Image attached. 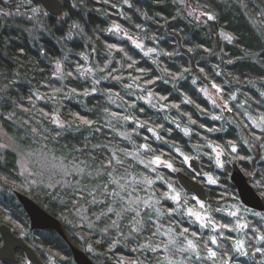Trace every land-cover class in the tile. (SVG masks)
<instances>
[{"label": "trees", "instance_id": "16d2710c", "mask_svg": "<svg viewBox=\"0 0 264 264\" xmlns=\"http://www.w3.org/2000/svg\"><path fill=\"white\" fill-rule=\"evenodd\" d=\"M61 1L62 12L53 16L38 1L0 0V127L23 149L39 145L79 164L84 176L66 189L34 190L18 173L16 153L0 150V223L22 236L43 264L49 257L52 264H75L53 229L30 230L17 190L56 217L68 240L96 264H163L146 247L157 232L151 214L137 219L106 199L117 176L153 175L131 156L137 151L144 158H164L208 189L205 205L220 227L214 233L174 208L165 185L157 181L152 190L156 220L194 239L203 264H264V242L249 233L251 241L241 254L232 217L225 212L238 201L228 179L230 160L264 200V127L256 129L246 117L264 118V37L244 10L257 13L256 5L264 7V0ZM179 1L212 19L198 23L184 14ZM36 12L34 23L17 19L36 17ZM114 26L139 39L141 48L114 32ZM221 31L229 38L219 39ZM213 84L228 102L225 115L203 93ZM146 94L163 106L146 103ZM109 95L119 98L123 109L110 104ZM119 114L133 121L115 123ZM209 145L221 149V167L215 166ZM186 157L198 159L200 176ZM156 170L181 189L173 171ZM183 194L195 205L189 192ZM85 206L90 226L79 217ZM247 221L252 232L264 233L256 217ZM209 249L215 257L209 258ZM15 255L17 264L25 263L20 249Z\"/></svg>", "mask_w": 264, "mask_h": 264}, {"label": "rangeland", "instance_id": "374dc122", "mask_svg": "<svg viewBox=\"0 0 264 264\" xmlns=\"http://www.w3.org/2000/svg\"><path fill=\"white\" fill-rule=\"evenodd\" d=\"M178 3L182 6L181 9H183L184 14L186 16H191L198 23H203L207 18L209 19V16L212 17L211 14H208L201 9L197 10L196 8L190 6L187 7L181 1ZM256 6L257 13H252L250 9L246 7H244V10L249 16L250 22L254 25L257 32L263 34L264 37V7L259 5ZM38 14L39 12H36V17L34 16L33 18L30 17L28 19L24 15H18L17 19L21 21L27 20V23H29L28 21H32L34 23L38 20ZM64 17L65 13L61 14V18L63 19ZM112 29L120 36L131 39L132 43L136 47L139 44L141 48V41L136 37L128 35L127 32H123L117 26H114ZM217 36L221 40L222 38H229V36L224 34L222 31L218 32ZM57 65H59V68L57 67V69L61 70V65ZM88 73L91 74L89 70ZM213 85H211L208 89H203V93L207 100H209L210 104L213 107L216 106L219 108V110L222 111V114L225 115L229 111L228 102H224L222 99L221 90H217L219 87H213ZM142 98L146 103H149L152 106H156L158 108L163 106L162 103L160 104L151 94H146L145 96H142ZM108 101L116 108L119 107L123 109L124 107V104L115 95H109ZM213 101H215V103H213ZM246 117L256 129H262L264 127V119L260 116L251 117L247 115ZM52 118L56 124L60 123V118L56 113L53 114ZM114 119L115 123L119 121L121 123H123V121H133L131 117L121 116L120 114L119 116L115 115ZM19 146L21 145L14 141L12 142L7 132L0 127V150L16 153L18 173H20L24 182L28 183L30 188H33L34 190L39 188L48 190L66 189L69 185L77 184L80 179L82 180L84 172L80 168L79 164H70L68 160L66 161L62 159L61 156H55L49 150H45L39 145H32L30 148L24 149L21 148L22 146ZM209 147L215 166L221 167V149L215 145H209ZM131 156L136 160L139 166L144 167L153 175L151 176L143 173L138 175H125V177L117 176L109 188V190L112 191L110 195L106 196V199L111 201L114 205L121 207L122 210L131 214V216L137 217V219H139L144 212L151 214L150 219L154 222L157 232L155 239L146 243V247H148L150 252H156L160 255L159 262L163 264H203L201 261V253L197 249L194 239H192L189 235L187 236L184 232L178 230L176 231L167 225L165 226L160 224L158 220H156L155 213H159V209L157 206V198H155L152 191L155 182L158 181L167 187L166 198L173 203L174 208L183 209L185 215L198 224L200 228L210 230L214 233L215 231L220 230V227H218L210 217L208 207H206L205 203L193 197V195H191V199L195 202V205H190L188 203L189 199L183 194L184 191L182 188L180 187L181 189H179L174 187L170 181L166 180L158 173L156 169L161 167H166L173 172L175 170V167H169L171 164L164 158H144L139 156L137 151H135ZM157 159L159 162H156ZM188 159L189 157L185 158L186 164H188ZM209 177L210 176L207 177L208 180ZM172 197H179V199H173ZM201 203L204 205L203 208H201ZM225 212L228 216H231L233 220L234 234L236 237L234 244L236 248L239 246L238 242L243 243V248L239 250L241 254L247 251L246 245L251 241L249 233L253 234L252 237L256 239L257 243L261 244L264 242V240L260 239L261 236H264V233L262 234L258 231L255 232L254 230L252 232V229L248 225L247 221L248 217L254 216L264 228V214L260 215L255 211H250L241 205L239 201L229 204V207L225 209ZM197 216H200L201 219L197 220ZM79 217L89 225L90 218L86 206L83 207V209L81 208ZM137 229H139V227L134 226L133 230L138 232ZM102 233L106 234L107 232L103 231ZM189 242H191L192 247L189 246ZM85 245L87 246L86 251L90 253V244L85 243ZM53 260V257H49L48 261L44 264H52ZM125 262H127V260L121 261L122 264H125ZM131 263L136 264L135 262ZM23 264H29V262L25 261ZM211 264L214 263L212 262Z\"/></svg>", "mask_w": 264, "mask_h": 264}, {"label": "water", "instance_id": "95a60500", "mask_svg": "<svg viewBox=\"0 0 264 264\" xmlns=\"http://www.w3.org/2000/svg\"><path fill=\"white\" fill-rule=\"evenodd\" d=\"M34 1H38L49 15L58 16L62 12L61 0ZM188 165L195 173L200 174L201 170L196 158L188 159ZM229 174V180L236 189V195H238L239 202L249 209L259 212L264 211V201L262 197L256 193L254 186L248 182V178L244 173H242L239 165L235 161H231ZM174 176H176L178 185L185 192H190L194 197L202 202L208 201V190L197 179L194 180L180 170H174ZM14 194L19 204H21L25 214L28 215L30 229H53L57 235L63 238L66 245L69 246L70 253L75 264H96L83 250L79 249L68 240L67 235L64 233L62 224H60L56 217L52 214H48L29 196L22 194L17 190H15ZM0 237L2 239L0 244V261L5 260L16 264L18 259L16 258L15 251L20 249L23 251L25 258H27L29 263L42 264V260L37 256L33 247L28 245L21 236H16L11 227L0 223ZM125 264L133 263L125 262Z\"/></svg>", "mask_w": 264, "mask_h": 264}, {"label": "snow or ice", "instance_id": "6c2138e0", "mask_svg": "<svg viewBox=\"0 0 264 264\" xmlns=\"http://www.w3.org/2000/svg\"><path fill=\"white\" fill-rule=\"evenodd\" d=\"M209 19H212V17L209 16ZM137 47H140V45L138 44ZM154 51H155V49H149V52H154ZM57 67L59 68V65H57ZM193 82L195 83V81H193ZM213 87H217V86L216 85H213ZM217 90L220 91V89H217ZM232 99H235V96H233ZM213 103H215V101H213ZM217 119H218V117H217ZM262 119H264V118H262ZM83 122L86 123V124L89 123L88 121H83ZM185 131H187V130H185ZM232 150L235 151L236 150L235 147H233ZM156 162H159L158 159H157ZM169 167H171V165H169ZM149 183H150V181H149ZM209 183H213L214 184V183H216V181L213 178L209 177ZM117 195H118V193H117ZM172 198L173 199H179V197H172ZM203 207H204V205L201 203V208H203ZM109 211H112V209H109ZM196 219L197 220H200L201 217L200 216H197ZM223 227H227V225H224ZM245 227H246V225H245ZM185 231H187V229H185ZM260 239L261 240H264V236H261ZM211 242L213 244H215L216 243V239L213 237ZM238 245L239 246H238L237 250L239 251L240 249L243 248V243L242 242H238ZM189 246L192 247L191 242H189ZM257 251H260V250L257 249ZM209 253H210V257L209 258H213V257L216 256V252L214 250H212V249H209ZM225 264H228V262L225 261Z\"/></svg>", "mask_w": 264, "mask_h": 264}, {"label": "flooded vegetation", "instance_id": "af4514ba", "mask_svg": "<svg viewBox=\"0 0 264 264\" xmlns=\"http://www.w3.org/2000/svg\"><path fill=\"white\" fill-rule=\"evenodd\" d=\"M250 116V115H249ZM252 117V116H251ZM248 119V118H247ZM249 120V119H248ZM250 121V120H249ZM251 123V122H250ZM257 213H259L260 215H262L261 213H263V212H257ZM29 228H30V226H29ZM30 230H32V229H30ZM2 261V260H1ZM5 261V260H4Z\"/></svg>", "mask_w": 264, "mask_h": 264}, {"label": "bare ground", "instance_id": "6f19581e", "mask_svg": "<svg viewBox=\"0 0 264 264\" xmlns=\"http://www.w3.org/2000/svg\"><path fill=\"white\" fill-rule=\"evenodd\" d=\"M229 179V178H228ZM249 182V181H248ZM36 203V202H35Z\"/></svg>", "mask_w": 264, "mask_h": 264}]
</instances>
